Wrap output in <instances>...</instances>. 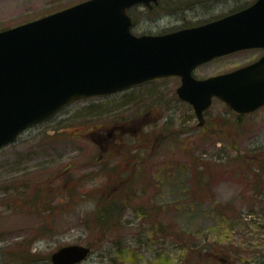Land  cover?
Here are the masks:
<instances>
[{
  "label": "rangeland",
  "instance_id": "rangeland-1",
  "mask_svg": "<svg viewBox=\"0 0 264 264\" xmlns=\"http://www.w3.org/2000/svg\"><path fill=\"white\" fill-rule=\"evenodd\" d=\"M81 1L0 0V30ZM163 3L154 17L131 8L133 31L204 17L198 6L181 21L183 8ZM232 6L221 1L216 12ZM263 52L241 50L195 72H226ZM180 83L161 77L72 101L0 147V264H53L51 254L69 244L93 247L77 264H180L188 244L174 232L253 263L264 251V106L238 115L216 98L201 126L177 95ZM111 206L114 221L102 225Z\"/></svg>",
  "mask_w": 264,
  "mask_h": 264
},
{
  "label": "water",
  "instance_id": "water-1",
  "mask_svg": "<svg viewBox=\"0 0 264 264\" xmlns=\"http://www.w3.org/2000/svg\"><path fill=\"white\" fill-rule=\"evenodd\" d=\"M157 0H85L0 31V147L65 104L177 75L178 97L205 123L214 97L239 113L264 105V55L237 69L197 78L200 64L264 47V0L203 25L136 35L127 8ZM92 248L61 246L53 264H76Z\"/></svg>",
  "mask_w": 264,
  "mask_h": 264
},
{
  "label": "flooded vegetation",
  "instance_id": "flooded-vegetation-1",
  "mask_svg": "<svg viewBox=\"0 0 264 264\" xmlns=\"http://www.w3.org/2000/svg\"><path fill=\"white\" fill-rule=\"evenodd\" d=\"M188 1L189 0H174V1L167 0L166 5L169 4L168 6L172 7L173 9H176V10L180 9V8H183V14L180 16V20L181 21H188V20L185 19V18L188 17V16H186V14L187 13L196 12L197 9H195V8L198 7V6L202 10L201 13L204 12V17L202 16L203 18L197 20V22H195L194 20H192V21L190 20L191 21L190 24L181 25L180 27L175 28V29L172 28V29H168V30L158 31V32H155V33H152V32H149V33L150 34H164V33H169V32H173V31L179 30L181 28L195 27V26L206 24V23H210V22L218 20V19H220L222 17H225L227 15H230V14L237 13V12H240L242 10L248 9V7L253 5L257 0H250L249 2H248V0H194L192 3H188ZM221 1L232 2L233 5L236 4V6H232L226 12H223L221 14H217L216 9L220 6V2ZM179 2H181V3L179 4ZM184 2L186 3V5L183 6L182 3H184ZM237 3H240V4L237 5ZM163 4H164L163 0H158L157 2L152 3L151 6H147L145 4H136L135 6H133V8L136 7V6L137 7L138 6H145L147 11L148 12L150 11L149 12V16L151 15V17H154L157 14L156 11H158L159 8H160L159 6H162ZM172 4H176V7H174ZM189 10H191V11L188 12ZM136 20H137V17H136ZM143 33H140V34H143ZM145 33H147V32H145ZM254 49H257V48H254ZM259 49L264 51V48H259ZM263 54H264V52H263ZM253 61H250L248 63H251ZM238 67H240V66H238ZM197 68H199V66ZM197 68L194 70V75L196 77H198L196 75V72H195L197 70ZM236 68H233V69H230V70H234ZM230 70H227V71H230ZM219 73H221V72H219ZM239 115H243V114H239Z\"/></svg>",
  "mask_w": 264,
  "mask_h": 264
},
{
  "label": "trees",
  "instance_id": "trees-1",
  "mask_svg": "<svg viewBox=\"0 0 264 264\" xmlns=\"http://www.w3.org/2000/svg\"><path fill=\"white\" fill-rule=\"evenodd\" d=\"M114 209L115 208L111 206V209H109L111 212L102 214L100 220L102 225H104L105 223L107 224L108 220L111 221L113 219L114 221L115 214H110L115 213L113 211ZM173 236L175 239H179L178 237H180L188 244L186 252L187 257L185 260H181L180 264H226V262L230 263V261L231 264H235L238 262V260L241 261V264H249V256L239 255L237 260V258L233 256L235 253H233V251L230 252V250L226 251V255L228 256L225 257L226 255L220 253L221 251L218 250V246L214 241L205 242L204 240V242H197L195 241V236L187 232H184V234L182 232H179V234H176V232H174ZM253 255L254 257L252 259V264H264V251L261 250L255 252L253 253Z\"/></svg>",
  "mask_w": 264,
  "mask_h": 264
}]
</instances>
